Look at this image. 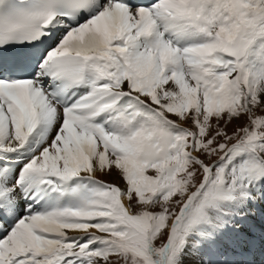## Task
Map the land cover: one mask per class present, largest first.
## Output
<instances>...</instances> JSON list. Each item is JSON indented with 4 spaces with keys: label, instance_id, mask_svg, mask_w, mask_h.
<instances>
[{
    "label": "snow or ice",
    "instance_id": "6c2138e0",
    "mask_svg": "<svg viewBox=\"0 0 264 264\" xmlns=\"http://www.w3.org/2000/svg\"><path fill=\"white\" fill-rule=\"evenodd\" d=\"M0 264H264V0H0Z\"/></svg>",
    "mask_w": 264,
    "mask_h": 264
}]
</instances>
